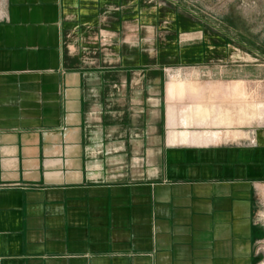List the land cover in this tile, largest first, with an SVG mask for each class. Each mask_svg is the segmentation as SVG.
Wrapping results in <instances>:
<instances>
[{
	"label": "crops",
	"instance_id": "obj_1",
	"mask_svg": "<svg viewBox=\"0 0 264 264\" xmlns=\"http://www.w3.org/2000/svg\"><path fill=\"white\" fill-rule=\"evenodd\" d=\"M231 48L150 0H0V264H264V112L240 122Z\"/></svg>",
	"mask_w": 264,
	"mask_h": 264
},
{
	"label": "rangeland",
	"instance_id": "obj_2",
	"mask_svg": "<svg viewBox=\"0 0 264 264\" xmlns=\"http://www.w3.org/2000/svg\"><path fill=\"white\" fill-rule=\"evenodd\" d=\"M153 5L167 7L197 18L204 27L226 34L231 42V63L248 65L246 77H243L244 90L247 93V107L238 106L240 122L246 117L259 115L264 112V0H150ZM202 74V73H201ZM208 75L207 73L205 74ZM235 75V73H231ZM186 86V82L178 74H172L169 87H176V98L180 91L178 87ZM188 85V84H187ZM234 99V98H233ZM253 102V103H252ZM207 113L210 111L204 105H196ZM195 107L189 106L187 115L195 112ZM258 107V108H256ZM174 108V107H173ZM175 109L171 110V124L174 126ZM184 123L190 125L186 120ZM179 134L177 131H175ZM182 139L190 134L203 139L195 142H206L208 139L219 137L217 131L196 132L191 129L180 133Z\"/></svg>",
	"mask_w": 264,
	"mask_h": 264
},
{
	"label": "bare ground",
	"instance_id": "obj_3",
	"mask_svg": "<svg viewBox=\"0 0 264 264\" xmlns=\"http://www.w3.org/2000/svg\"><path fill=\"white\" fill-rule=\"evenodd\" d=\"M172 75V74H171ZM176 87H171L170 88V93H171V95H176ZM256 108H258V107H256ZM259 109V108H258ZM175 112V111H174ZM185 113H187V110L185 109V111H184ZM195 113H196V115L198 116V117H201V118H203V117H206V114H207V112L205 111V110H203V109H201L199 106H196V108H195ZM214 138H219V137H214ZM213 138V139H214ZM188 139H193V140H198V139H202L201 138V136L200 137H196V136H194L193 134H190L189 136H188ZM213 139H208V141H206V143L207 142H209L210 140L212 141ZM203 140V139H202Z\"/></svg>",
	"mask_w": 264,
	"mask_h": 264
}]
</instances>
